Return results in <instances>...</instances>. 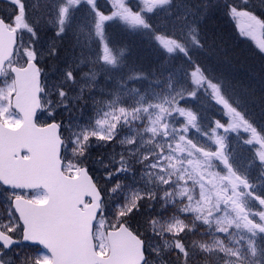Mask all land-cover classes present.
I'll use <instances>...</instances> for the list:
<instances>
[{
	"label": "snow or ice",
	"instance_id": "snow-or-ice-1",
	"mask_svg": "<svg viewBox=\"0 0 264 264\" xmlns=\"http://www.w3.org/2000/svg\"><path fill=\"white\" fill-rule=\"evenodd\" d=\"M7 2L0 264H264V210L252 205L264 209V123L247 107L251 90L212 64L218 45L206 27L223 9L242 35L264 29L249 0H181L179 10L176 0H110L107 10L98 0H55L51 20L34 17L28 0ZM112 24L158 49L147 70L127 64ZM49 25L54 35L38 47ZM85 26L94 50L80 39ZM100 76L113 88L100 87ZM202 95L228 119L204 124ZM240 130L252 149L246 161L228 135ZM195 235L202 239H188Z\"/></svg>",
	"mask_w": 264,
	"mask_h": 264
},
{
	"label": "trees",
	"instance_id": "trees-1",
	"mask_svg": "<svg viewBox=\"0 0 264 264\" xmlns=\"http://www.w3.org/2000/svg\"><path fill=\"white\" fill-rule=\"evenodd\" d=\"M100 1L102 0L98 1L99 5L102 9H105L103 3ZM28 3L31 6V14L34 17H40L46 20V15L51 17L53 14V9L48 0L45 2L41 0H28ZM180 4L181 0H176L175 7L177 10H179ZM258 15L262 16L260 11H258ZM76 16L78 20H83L81 13H76ZM206 27L208 31L215 36L218 45L214 54L209 58L212 64L216 65L220 71L239 81L242 87L246 86L251 90L247 107L250 113L254 115L258 125L264 123V114H262V109H264V52L253 43L247 42L241 36L233 19L226 15L223 9L207 21ZM42 31L47 42L54 35L51 25L47 26ZM109 31L115 43L127 42L129 47V52L126 54L128 65L147 70L148 66L158 58V49L146 37L142 35H133L131 32L125 31L124 27L120 24H112ZM80 36L83 37L82 34H80ZM90 42L92 43L90 48L94 50L96 48V41L92 36ZM83 43L86 45V40H83ZM40 67L48 71L49 65L42 62ZM126 71L127 69H125V72ZM98 79L101 82L100 87H106L108 89L113 88L114 82H109L105 85L103 76L98 77ZM129 87H136L139 88L142 93L144 92V85L141 83H130ZM122 98L125 97L122 96ZM96 99H104L107 101L109 97L97 94ZM201 101L202 104L199 105V110L204 124H210L213 119L226 121L222 108L219 107V105L209 97L203 95L201 96ZM93 113L94 109L90 104L84 115L89 116ZM193 131L194 137L199 139L201 143L209 145L206 136L200 135L195 130ZM228 135L232 146L237 147L240 158L246 161L252 149L242 144L241 140L246 139L248 134L238 131L236 133H229ZM256 174L255 168L249 170V175L251 177H255ZM261 194H264V189H261ZM139 219L142 218L131 221L133 229L139 227ZM217 235L224 238V234ZM188 239L201 240L202 237L195 235L188 237ZM163 241L164 240H162V242Z\"/></svg>",
	"mask_w": 264,
	"mask_h": 264
},
{
	"label": "rangeland",
	"instance_id": "rangeland-1",
	"mask_svg": "<svg viewBox=\"0 0 264 264\" xmlns=\"http://www.w3.org/2000/svg\"><path fill=\"white\" fill-rule=\"evenodd\" d=\"M41 1H42V2H45L46 0H41ZM98 1H99V0H98ZM48 2L51 4V8L53 9V14H52L51 17H48V15H46V20H51V19L54 18V15H55V7H54L55 0H48ZM100 2L103 3L105 10H107V9L109 8V6H110V0H102V1H100ZM221 2H223V0H221ZM249 4H250V7H251L252 9H254L255 14L258 15L259 8L261 7V0H249ZM5 10H10V5H9V3L7 2V0H0V14H3V12H4ZM260 13H261V12H260ZM261 14H262V13H261ZM258 17L261 18V19H264L263 15H262V16H259V15H258ZM233 21H234V23H235V25H236V27H237L239 33L241 34L240 29H239V27H238V25H237V21L234 20V19H233ZM80 34H82V36H83V37L80 36L81 41L83 42V40H86V45H87L88 47H90L91 44H92V43L90 42V38H91L92 35H91V33H89V31H88V29H87L86 26H85V28H84V31L81 32ZM44 36H45V35H43V31H41V32H40V41H39L38 47H46V46H47V43H48V42H47L46 37H44ZM241 36H242L247 42H249V43H250V42L253 43L256 47H258V48L261 50V44L264 43V29H257L253 34H250V35H247V36L241 34ZM263 52H264V51H263ZM219 107L222 108V106H220V105H219ZM105 110H107V109H105ZM222 112H223V111H222ZM91 115H94V113L91 114ZM91 115H89V116H91ZM223 115L225 116V119L227 120L228 118H227V116L224 114V112H223ZM86 117H87V116H86ZM175 118H176V119H182V118H179V117H175ZM40 119H41V121H44V120L47 119V117H46L45 114H40ZM221 131H222V130H221ZM240 131H241L242 133H244L243 130H240ZM193 132H194V131L191 130V132H190V136H193ZM199 134H200V135H203L202 132L199 133ZM123 135H124V134H122L121 138H123ZM203 136H204V135H203ZM207 140H208V142H209V145L212 146V142H211L208 138H207ZM117 151H119V148L117 149ZM96 154H97V152L94 150V151H93V156H95ZM252 205H253V210H254V211L264 210V209H261V208L259 207L258 203L255 202V201L252 202ZM257 219H258V217H257ZM140 230L143 231V228H141ZM162 240H164V239H160V240H158V241H157V244L160 245V246H163L164 241L162 242Z\"/></svg>",
	"mask_w": 264,
	"mask_h": 264
},
{
	"label": "water",
	"instance_id": "water-1",
	"mask_svg": "<svg viewBox=\"0 0 264 264\" xmlns=\"http://www.w3.org/2000/svg\"><path fill=\"white\" fill-rule=\"evenodd\" d=\"M264 14V13H263Z\"/></svg>",
	"mask_w": 264,
	"mask_h": 264
}]
</instances>
